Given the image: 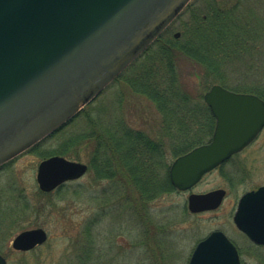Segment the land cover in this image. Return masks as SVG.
<instances>
[{"label": "water", "instance_id": "obj_1", "mask_svg": "<svg viewBox=\"0 0 264 264\" xmlns=\"http://www.w3.org/2000/svg\"><path fill=\"white\" fill-rule=\"evenodd\" d=\"M192 0H0V168L71 122L169 28ZM215 129L209 143L174 160L169 175L188 191L208 172L249 146L264 128V100L213 85L204 95ZM88 165L52 156L37 170L50 193L82 178ZM226 190L191 194L192 213L218 209ZM237 228L264 245V186L245 193ZM42 228L13 240L27 252L45 244ZM0 264L7 260L0 254ZM189 264H241L235 245L215 231L195 248Z\"/></svg>", "mask_w": 264, "mask_h": 264}, {"label": "rangeland", "instance_id": "obj_2", "mask_svg": "<svg viewBox=\"0 0 264 264\" xmlns=\"http://www.w3.org/2000/svg\"><path fill=\"white\" fill-rule=\"evenodd\" d=\"M205 2L192 0L190 9H203ZM242 9L254 25L252 32L244 36L256 42H249L254 47L248 49L247 54L232 51L228 63L221 67V77L226 82L224 87L252 93V90L242 92L241 89L245 86L264 89V0H245ZM172 27L176 29L175 36H179L180 23L175 22ZM196 72L187 82L190 87L202 90L204 96L207 90L202 88L201 76ZM91 107L95 110V118L99 111L106 113L109 109L112 114L125 117L133 128L149 132L158 129L155 107L144 97L134 94L125 81L109 86ZM87 130V119L82 116L0 168V254L7 259V264H146L148 252L145 249H129L130 243L140 240L142 225L130 222L126 208L103 202L110 182L98 181L89 169L82 178L67 183L61 191L43 194L39 189V164L54 156L67 138ZM76 152L78 157H65L89 166V147L80 145ZM169 160L172 164L175 158ZM260 186H264V130L242 153L221 169L205 175L191 191L201 194L225 189L227 197L218 210L191 214L187 208L189 193L179 191L153 205L150 216L156 225L168 227L165 235L169 239L161 245L166 249L164 255L156 252L149 258L153 257L158 264H189L197 244L212 232L221 230L238 246L243 245L240 248L243 264H264V247L252 245L233 222L239 199ZM52 203L56 204L54 208ZM102 214L101 222L96 224ZM92 222L91 232L85 233L86 224ZM36 228L48 233L47 242L29 252L15 251L12 247L15 237L22 231Z\"/></svg>", "mask_w": 264, "mask_h": 264}, {"label": "trees", "instance_id": "obj_3", "mask_svg": "<svg viewBox=\"0 0 264 264\" xmlns=\"http://www.w3.org/2000/svg\"><path fill=\"white\" fill-rule=\"evenodd\" d=\"M244 4L245 0H206L203 9L191 10L190 3L175 21L181 26L179 36H175L174 22L116 79L114 83L125 81L134 94L155 107L157 130L133 128L125 117L116 116L114 111L112 114L108 108L95 118L93 101L70 122L85 116L88 130L67 138L54 153L75 158L78 146L89 147V169L98 181L110 182L103 202L126 208L130 222L143 227L140 240L130 243L129 249H145L146 264H158L149 256L156 252L164 255L166 249L161 245L169 239L165 235L168 227L156 225L150 210L159 200L177 193L169 175L170 157L176 159L208 143L215 129V117L204 102L203 91L190 87L187 78L197 71L205 90L217 83L225 86L222 65L228 63L232 51L247 54L254 47L249 42H256L244 36L254 29L242 9ZM257 88L245 86L241 90H252L264 99V89ZM55 205L51 204L53 208ZM93 224H86L85 233L91 232Z\"/></svg>", "mask_w": 264, "mask_h": 264}, {"label": "flooded vegetation", "instance_id": "obj_4", "mask_svg": "<svg viewBox=\"0 0 264 264\" xmlns=\"http://www.w3.org/2000/svg\"><path fill=\"white\" fill-rule=\"evenodd\" d=\"M245 149H246V148H245ZM245 149H244V150H245ZM244 150H243V151H244ZM243 151H242V152H243ZM242 152H240V153H242ZM240 153H238V154H240ZM238 154L232 156L230 159H228L226 162H224L222 165H220L219 167L215 168L214 170H216V169H221L225 164H227L229 161H231V160H232L234 157H236ZM214 170H212V171H214ZM212 171H210L209 173H211ZM207 174H208V173H207ZM207 174H206V175H207ZM201 181H202V180H201ZM201 181H200V182H201ZM198 184H199V183H198ZM198 184H197V185H198ZM197 185H196V186H197ZM196 186H195V187H196ZM195 187H193L192 189H190V190H188V191H186V192H182V191H180V192H181V193H189V195H188V197H189L191 194H196V193H194V192H191V191H193V189H194ZM254 190H255V189H254ZM201 194H202V193H201ZM221 206H222V205H221ZM221 206H220V207H221ZM237 206H238V205H237ZM220 207H219V208H220ZM187 208H188V203H187ZM219 208H218V209H219ZM218 209H217V210H218ZM236 210H237V208H236ZM188 211H189L191 214H196V215H197V214L206 213V212H212V211H204V212H200V213H192V212L189 210V208H188ZM213 211H216V210H213ZM235 213H236V211H235ZM234 216H235V214H234ZM233 219H234V217H233ZM237 230H238V229H237ZM219 231H221V230H219ZM238 231H239V230H238ZM222 232H223V231H222ZM239 232H240L241 234H243V235H244V236L250 241V239H249L244 233H242L241 231H239ZM226 236H227V235H226ZM232 243L236 246V248H237V250H238V253H239V255H240V258H241V250H240V248H243V245L241 246V245L239 244V246H241V247H239L237 242H233V241H232ZM250 243H251L252 245L256 246V247H264L263 245H262V246H261V245H257V244H255V243H253V242H251V241H250Z\"/></svg>", "mask_w": 264, "mask_h": 264}]
</instances>
